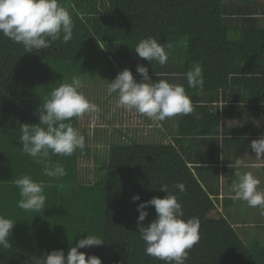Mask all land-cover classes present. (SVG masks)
Instances as JSON below:
<instances>
[{
	"label": "trees",
	"instance_id": "16d2710c",
	"mask_svg": "<svg viewBox=\"0 0 264 264\" xmlns=\"http://www.w3.org/2000/svg\"><path fill=\"white\" fill-rule=\"evenodd\" d=\"M240 1L60 0L74 24L68 43L58 40L48 49L24 53L20 45L0 35V215L16 221L9 237L12 247L0 248V264H32L33 257L52 250L63 249L67 254L88 232L104 243L79 251L100 257L102 264H164L145 254L137 225V206L166 195L161 184L178 196L185 219L200 221V240L190 250L187 264H264V237H244L245 232L237 228L240 222L230 220L234 216L228 214V206L222 210L218 192L213 193L209 184L215 176L206 170L214 168L207 161L211 155L198 150V141L219 127L216 104L220 100L225 103L221 112L225 116L230 114L226 108L237 109L243 101L244 105L252 102L251 108H264L256 90L257 71L264 61V28L254 25V15L234 9ZM248 21L249 26L244 24ZM149 36L174 45L166 65L135 53L136 44ZM196 62L205 80L201 93L188 87L186 79ZM138 64L148 68L153 81L178 79L195 106L193 115L178 116L166 140L161 136L162 140L141 141L118 131L121 139L112 138L100 156L89 144L90 130L80 126L82 118L74 117L71 123L85 137L84 150L72 156H51L52 163L63 164L67 175H44L43 166L22 152L20 125L39 123L38 109L53 88L70 82L73 74L85 84L92 77L98 79L102 70L111 82L114 72L125 68L139 81ZM244 66L250 68L248 77L242 72ZM238 85L241 89L235 88ZM243 85L250 87V99L241 97ZM252 110L243 107V111ZM156 125L157 133L163 135L164 127L160 122ZM81 157H92L96 163L92 180L80 172ZM239 168L233 160L221 165L228 190L238 179ZM24 174L44 183V210L25 211L17 206L19 190L12 181ZM181 182L186 186L184 193L172 187ZM137 194L140 200L133 202ZM146 210L144 226L156 217L154 206Z\"/></svg>",
	"mask_w": 264,
	"mask_h": 264
},
{
	"label": "clouds",
	"instance_id": "9594fccd",
	"mask_svg": "<svg viewBox=\"0 0 264 264\" xmlns=\"http://www.w3.org/2000/svg\"><path fill=\"white\" fill-rule=\"evenodd\" d=\"M73 20L60 0H0V35L22 47L24 53L48 49L53 42L62 40L68 43L73 35ZM140 58L156 61L161 66L167 64L174 51L170 42L161 44L149 36L140 40L133 48ZM136 72L142 76L139 81L128 68L120 71L114 80L108 82L107 96L116 94V106L145 116L156 125L168 118L188 116L195 113V106L186 93L185 87L170 83L167 79L153 81L146 66L138 64ZM259 75V74H257ZM188 87L197 93L204 90L203 68L199 62L186 72ZM84 81L73 74L70 82L61 83L51 90L38 109L37 124L20 125L18 140L22 152L30 156L36 164L43 166V174L62 178L67 175L63 164L51 162V156H72L85 148V137L71 123L72 118H83L98 113V105L89 100L82 89ZM199 119V117H197ZM258 161L264 160V136L254 139L250 145ZM222 159V157H221ZM241 161H236L239 167ZM258 166V165H257ZM238 179L231 185V199L246 202L248 207L258 208L264 216V190L259 188L261 181L251 171L237 172ZM19 190L17 206L25 211L45 209L46 193L42 181H35L24 174L12 181ZM166 193L163 198L153 197L137 206V225L140 239L144 242L145 254L164 264H187L190 250L199 243L200 221L198 217L185 219L184 209L178 196L169 190L167 184L160 185ZM173 189L186 192L184 183H176ZM133 202L140 200L134 195ZM154 206L156 217L147 226L143 225ZM16 221L0 215V248H11L10 234ZM104 241L96 234L88 232L70 247L67 254L63 249L52 250L39 257H33L32 264H102V259L87 255L79 249L101 246Z\"/></svg>",
	"mask_w": 264,
	"mask_h": 264
},
{
	"label": "crops",
	"instance_id": "0c3cea01",
	"mask_svg": "<svg viewBox=\"0 0 264 264\" xmlns=\"http://www.w3.org/2000/svg\"><path fill=\"white\" fill-rule=\"evenodd\" d=\"M234 9H237L238 12L243 11L248 13V15L249 13L254 15V25L264 28V0H242ZM244 24L249 26V21L245 22ZM259 68L260 71H257V74H259V85L256 90L259 93L260 102L263 100L264 103V61L261 63ZM247 69H250L249 66L242 67V72H246V77L249 76L250 72L247 71ZM170 78L171 79L168 80L170 83H178L179 81L178 79H173V77ZM246 83L248 84V82ZM240 85L235 86V88L241 89ZM241 93L244 95L243 96L241 94L243 100L245 98L250 99L249 86L243 85V92ZM243 102H239L237 109L236 107L226 108L230 114L225 116L222 115L223 113H221L223 111L222 105L225 103L220 100L216 104L218 110L220 111L219 127L214 129V132L212 133L213 135L204 136L198 141L200 145L198 149L199 153L211 155L207 161L211 162V166H214V186L218 192L216 197L218 198V201H220L219 206H221L222 210L224 207H226L224 206L226 205V197H231L233 195L231 190H228L229 185H226L224 182L226 178L220 169L221 165L225 162H228L229 160L236 162L239 159L241 161L239 165V172L244 173L251 171L261 181L259 188L264 190V160H256L255 153L250 147L252 140L264 136V108L258 110L254 107L251 108L253 105L252 102L249 101V103L246 105H244ZM244 106L250 110L253 109L252 112L243 111ZM176 122L177 117L168 118L165 121L160 122L162 127H164V136L166 138H168L171 131L175 129ZM230 128H234V130H230ZM206 170L210 171V169ZM201 172L205 171L201 170ZM228 202L230 201L228 200ZM237 202L243 203L247 211H251L252 213L257 212V214L255 213L256 217L260 218L261 220L260 223L257 224H254L252 221L244 222V227H248V225L254 227L262 226L264 234V216L260 215V210L258 208L246 206L244 201L237 200Z\"/></svg>",
	"mask_w": 264,
	"mask_h": 264
},
{
	"label": "rangeland",
	"instance_id": "374dc122",
	"mask_svg": "<svg viewBox=\"0 0 264 264\" xmlns=\"http://www.w3.org/2000/svg\"><path fill=\"white\" fill-rule=\"evenodd\" d=\"M118 73L119 72L116 70L114 72V75L117 76ZM100 76L101 77L98 79H90L89 82L85 83V86L82 89L85 96L98 105L99 111L98 113H95L92 116L85 115L80 122V126H86L90 130L91 139L89 141V144L94 150H96L97 154L102 156L104 155V153H106L107 145L112 138H114L116 141H119V139L121 138L118 131H122V129H134L133 132H129L131 133V135H135L137 138H140L141 141L142 139L143 141H149L152 139L159 140L161 138H163V140H166L164 134L160 135L159 133H157L156 130L158 126L154 125L155 123L153 124L149 118L141 116L135 113L134 111L130 112L123 108L117 107L116 100L118 99V97L116 96V94L109 97L105 93H103L101 89V85L104 81L108 84L107 71L102 70ZM103 113H105L103 115L104 119L101 116ZM132 113H134V115ZM106 117L111 119V122L106 123ZM176 117L178 119V116ZM131 125L135 128H131ZM96 132L97 134L95 137ZM139 132L143 133L139 136ZM104 137L106 138L103 140ZM80 166V172L85 175V179L92 180L96 167L94 159L92 157H81ZM214 173L215 171L210 170L209 176H213ZM214 182L215 179H213L209 184L212 186L211 190L217 192V190L214 188ZM227 202L226 205L228 206L229 210L228 214L230 216H234V218H230V220L240 222L238 223L237 228L241 229V232L247 233L246 236L245 233L243 234L244 237H262L261 235H263V230L260 227H254L249 225L248 227H243L245 226L244 222L248 221H252L254 224L260 223V218L256 217L257 212L252 213L251 211H247L243 203L237 201H230L228 203ZM244 204L247 206L246 202Z\"/></svg>",
	"mask_w": 264,
	"mask_h": 264
},
{
	"label": "flooded vegetation",
	"instance_id": "af4514ba",
	"mask_svg": "<svg viewBox=\"0 0 264 264\" xmlns=\"http://www.w3.org/2000/svg\"><path fill=\"white\" fill-rule=\"evenodd\" d=\"M100 75V74H99ZM101 76H99L98 78H100ZM90 79H95L94 77H92V78H90ZM107 82H109V81H107ZM102 86V91H103V93H105L106 94V87H107V83L104 81L103 82V84L101 85ZM107 95V94H106ZM114 95V94H113Z\"/></svg>",
	"mask_w": 264,
	"mask_h": 264
},
{
	"label": "built area",
	"instance_id": "2783aa9c",
	"mask_svg": "<svg viewBox=\"0 0 264 264\" xmlns=\"http://www.w3.org/2000/svg\"><path fill=\"white\" fill-rule=\"evenodd\" d=\"M132 114L134 115V113H132ZM133 115H132V116H133ZM138 121H139V120H138ZM131 128H135V127L131 125ZM133 130H134V129H122V131L127 132L128 135L131 134L129 131L133 132ZM142 133H143V132H141V133L139 132V133H138L139 136H140Z\"/></svg>",
	"mask_w": 264,
	"mask_h": 264
}]
</instances>
